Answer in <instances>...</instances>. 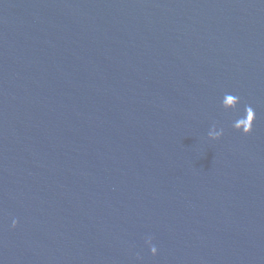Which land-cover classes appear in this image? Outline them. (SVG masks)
Here are the masks:
<instances>
[{
	"label": "water",
	"instance_id": "water-1",
	"mask_svg": "<svg viewBox=\"0 0 264 264\" xmlns=\"http://www.w3.org/2000/svg\"><path fill=\"white\" fill-rule=\"evenodd\" d=\"M0 264H264V0H0Z\"/></svg>",
	"mask_w": 264,
	"mask_h": 264
},
{
	"label": "clouds",
	"instance_id": "clouds-1",
	"mask_svg": "<svg viewBox=\"0 0 264 264\" xmlns=\"http://www.w3.org/2000/svg\"><path fill=\"white\" fill-rule=\"evenodd\" d=\"M223 99L226 101V103L222 104L221 107L224 110H234L239 101L240 98L237 95L233 94H225ZM255 119V112L251 106H245L244 108V113L243 116L236 119L234 123L232 124V128L240 132L242 135H248L252 131V125ZM223 134V129H221L220 132L216 133L215 136L213 137V140H218ZM17 221L14 219L12 221V227H16ZM145 245L149 248L150 254L152 256H155L157 253V248L152 244V238L148 237L147 240L145 241Z\"/></svg>",
	"mask_w": 264,
	"mask_h": 264
}]
</instances>
